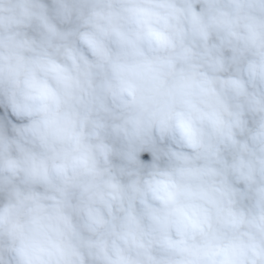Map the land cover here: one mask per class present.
Here are the masks:
<instances>
[{
	"label": "clouds",
	"instance_id": "obj_1",
	"mask_svg": "<svg viewBox=\"0 0 264 264\" xmlns=\"http://www.w3.org/2000/svg\"><path fill=\"white\" fill-rule=\"evenodd\" d=\"M0 264H264V0H0Z\"/></svg>",
	"mask_w": 264,
	"mask_h": 264
},
{
	"label": "crops",
	"instance_id": "obj_2",
	"mask_svg": "<svg viewBox=\"0 0 264 264\" xmlns=\"http://www.w3.org/2000/svg\"><path fill=\"white\" fill-rule=\"evenodd\" d=\"M141 159H144V160L150 159V155L148 156V153H143L141 155Z\"/></svg>",
	"mask_w": 264,
	"mask_h": 264
},
{
	"label": "water",
	"instance_id": "obj_3",
	"mask_svg": "<svg viewBox=\"0 0 264 264\" xmlns=\"http://www.w3.org/2000/svg\"><path fill=\"white\" fill-rule=\"evenodd\" d=\"M150 154L148 153V156H149Z\"/></svg>",
	"mask_w": 264,
	"mask_h": 264
}]
</instances>
